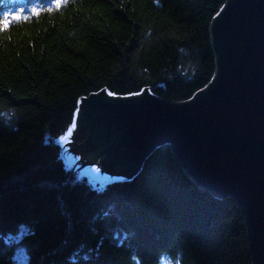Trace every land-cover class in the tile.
I'll use <instances>...</instances> for the list:
<instances>
[{
	"label": "trees",
	"instance_id": "16d2710c",
	"mask_svg": "<svg viewBox=\"0 0 264 264\" xmlns=\"http://www.w3.org/2000/svg\"><path fill=\"white\" fill-rule=\"evenodd\" d=\"M226 2L0 0V264H252L241 207L198 187L171 146L103 188L63 157L86 98L204 90Z\"/></svg>",
	"mask_w": 264,
	"mask_h": 264
},
{
	"label": "water",
	"instance_id": "95a60500",
	"mask_svg": "<svg viewBox=\"0 0 264 264\" xmlns=\"http://www.w3.org/2000/svg\"><path fill=\"white\" fill-rule=\"evenodd\" d=\"M211 37L217 73L191 100L91 96L67 147L101 177L127 179L171 146L198 187L241 207L252 264H264V0H227Z\"/></svg>",
	"mask_w": 264,
	"mask_h": 264
},
{
	"label": "rangeland",
	"instance_id": "374dc122",
	"mask_svg": "<svg viewBox=\"0 0 264 264\" xmlns=\"http://www.w3.org/2000/svg\"><path fill=\"white\" fill-rule=\"evenodd\" d=\"M72 135H73V131L71 130L70 134H68L62 140V144L64 146L63 157L66 166L72 172L78 173V176L80 178L86 177L89 183L94 187L103 188L107 183L113 181L115 179L114 177L111 176L101 177L98 171L97 162L85 164V162H82V159H80L78 155L77 156L75 155L74 149H69L67 147L68 143H73V140L71 138ZM17 256L18 258L24 261L25 256L23 253H19ZM162 264H174V263L172 262L170 263L169 261L164 260Z\"/></svg>",
	"mask_w": 264,
	"mask_h": 264
},
{
	"label": "snow or ice",
	"instance_id": "6c2138e0",
	"mask_svg": "<svg viewBox=\"0 0 264 264\" xmlns=\"http://www.w3.org/2000/svg\"><path fill=\"white\" fill-rule=\"evenodd\" d=\"M74 126V125H73ZM70 132H71V129L69 130V134H70Z\"/></svg>",
	"mask_w": 264,
	"mask_h": 264
},
{
	"label": "bare ground",
	"instance_id": "6f19581e",
	"mask_svg": "<svg viewBox=\"0 0 264 264\" xmlns=\"http://www.w3.org/2000/svg\"><path fill=\"white\" fill-rule=\"evenodd\" d=\"M128 179V178H127Z\"/></svg>",
	"mask_w": 264,
	"mask_h": 264
}]
</instances>
